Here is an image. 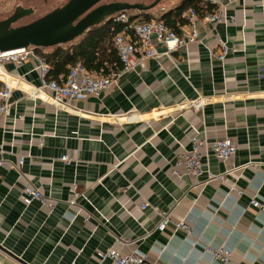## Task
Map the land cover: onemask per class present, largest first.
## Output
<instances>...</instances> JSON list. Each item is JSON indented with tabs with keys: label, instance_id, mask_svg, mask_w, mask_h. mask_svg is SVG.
<instances>
[{
	"label": "crops",
	"instance_id": "obj_1",
	"mask_svg": "<svg viewBox=\"0 0 264 264\" xmlns=\"http://www.w3.org/2000/svg\"><path fill=\"white\" fill-rule=\"evenodd\" d=\"M160 2L151 17L182 0ZM201 5L202 39L173 52L175 62L147 59L117 86L63 109L48 91L33 94L35 58L4 63L0 81L13 86L16 108L0 119V264H118L99 258L110 248L138 251L147 264H264V211L250 205L254 196L264 201V0ZM219 6L236 21L204 20ZM222 42L236 48L225 60ZM200 96L207 101L195 109ZM194 126L210 140L230 138L233 163L250 165L207 184L206 174L174 176L177 140L189 149ZM202 161L214 173L229 165L214 154ZM29 184L56 207L26 205ZM162 212L172 218L164 230ZM182 220L191 233L176 228ZM208 245L230 249L231 260L214 259Z\"/></svg>",
	"mask_w": 264,
	"mask_h": 264
},
{
	"label": "built area",
	"instance_id": "obj_2",
	"mask_svg": "<svg viewBox=\"0 0 264 264\" xmlns=\"http://www.w3.org/2000/svg\"><path fill=\"white\" fill-rule=\"evenodd\" d=\"M200 18V13L196 8H188L185 14L187 22L181 26L179 32L158 18L149 20L135 18L131 20L128 11L116 13L113 20L125 23L123 30L114 37V46L122 66L113 70L110 74L91 72L83 62L79 61L70 66L69 72L60 79L52 78L49 76L50 64L36 52V48L33 46L0 52V71L6 62H14L17 65H21L30 58H35L38 62L37 69L41 74V85L33 90V94L39 90L48 91L50 100L57 105L58 109H63L64 106H68V103L72 101L84 100L114 85L117 86L120 77L125 72L136 71L139 65L147 59L157 60L162 56H168L174 61L172 54L178 48L201 41L198 25ZM203 18L208 22L224 20L235 22L237 19L236 16H232L229 20L226 16L225 8L222 6L207 12ZM160 46L166 49L160 51ZM230 51H236V48H230L226 42H222L218 57L221 60H225ZM0 79L2 80L1 77ZM12 90L13 86L8 82H4V86L0 88V119L7 117L11 109L16 108V102L11 100ZM206 101L207 99L204 96H200L196 100H192L190 104L195 109H202ZM22 118V114L14 116L15 120ZM192 131L190 138L191 147L189 149L181 141L177 140L180 149L177 151L175 163L172 166V174L174 176L182 178L186 175H191L194 178H200L206 174L205 179L201 183L207 184L213 180L224 181L227 174L243 171L250 165H235L233 163L238 146L230 138L210 140L205 130L194 126ZM210 154H214L226 164H229L224 172L214 173L209 168H205L202 161L203 157L210 156ZM61 159L68 164L74 161L66 155L62 156ZM4 162V159H0V167ZM19 162L22 164L24 158L21 157ZM231 189L239 195L244 193L236 185H232ZM36 200L46 204L52 210L56 207V202L40 189L30 184L26 185L24 188L26 205H30ZM250 205L264 211V201L255 196L251 198ZM143 208H146V205L143 204ZM171 221V212H162L158 228L164 230ZM175 225L177 229H183L191 233V226L186 221L176 222ZM207 251L211 253L214 259L222 262H229L232 258V251L223 246L213 247L208 245ZM98 255L101 260L111 258L118 264H147V257L138 251L123 255L115 248H110L106 252H98Z\"/></svg>",
	"mask_w": 264,
	"mask_h": 264
},
{
	"label": "water",
	"instance_id": "obj_3",
	"mask_svg": "<svg viewBox=\"0 0 264 264\" xmlns=\"http://www.w3.org/2000/svg\"><path fill=\"white\" fill-rule=\"evenodd\" d=\"M161 0H68L32 22L14 26L17 20L35 11L19 1L14 13L0 20V52L30 46H62L73 42L92 27L112 20L116 13L137 10L148 12Z\"/></svg>",
	"mask_w": 264,
	"mask_h": 264
},
{
	"label": "trees",
	"instance_id": "obj_4",
	"mask_svg": "<svg viewBox=\"0 0 264 264\" xmlns=\"http://www.w3.org/2000/svg\"><path fill=\"white\" fill-rule=\"evenodd\" d=\"M203 0H182L175 8L164 12L158 19L165 21L172 28L179 30V23L187 21L182 14L190 7L201 11ZM129 12V11H128ZM131 20L139 17L137 14H130ZM151 15L144 12L143 19H152ZM179 22V23H178ZM125 26L123 22H116L113 19L92 27L81 38L70 46H54L45 51L37 48L36 52L46 59L50 64L49 76L59 79L60 75H66L70 66L81 61L91 72H103L110 74L113 70L121 68L122 63L114 46V37L121 32ZM4 83L0 81V88Z\"/></svg>",
	"mask_w": 264,
	"mask_h": 264
},
{
	"label": "rangeland",
	"instance_id": "obj_5",
	"mask_svg": "<svg viewBox=\"0 0 264 264\" xmlns=\"http://www.w3.org/2000/svg\"><path fill=\"white\" fill-rule=\"evenodd\" d=\"M19 1L21 2L22 7L28 8L29 6H31L32 9H34L35 11H33V13L29 15H25L21 17L19 20L13 23L14 26L32 22L33 20L38 19L39 17L54 10L55 8L64 5L68 0H0V20L9 18L14 13ZM167 1H171V0H167ZM162 2L163 0L160 3ZM129 14H137L139 16L137 18H141V19H143L144 17V12H140L137 10H131L129 11ZM80 38L81 36L75 39L73 42L78 41ZM73 42L66 43L63 45L68 47ZM51 48L48 47L45 49L42 48L40 49L48 51Z\"/></svg>",
	"mask_w": 264,
	"mask_h": 264
}]
</instances>
